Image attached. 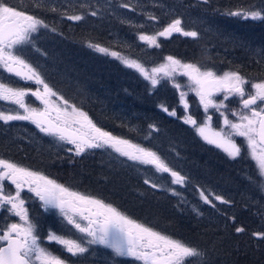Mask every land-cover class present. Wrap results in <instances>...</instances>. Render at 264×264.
<instances>
[{"label": "trees", "instance_id": "trees-1", "mask_svg": "<svg viewBox=\"0 0 264 264\" xmlns=\"http://www.w3.org/2000/svg\"><path fill=\"white\" fill-rule=\"evenodd\" d=\"M160 1L164 2L169 7H173L174 11L172 12H175V14L162 19L161 17L164 13H162L160 7H156L154 12H148L147 14L139 10L141 15H145L149 23L148 25H142V27L145 28L142 30L139 26L136 27L134 25L135 29L129 28L121 22V17L111 15L106 7L99 9L101 4L95 5L92 3V0L87 3H85L84 0H63V2L60 1L61 3L56 4V6L51 5L54 4V2L45 3L41 8L34 7L32 0H28L26 6L21 4L18 8L29 14L38 16L49 25L47 29L40 28L39 31L32 36V41L34 42V39L38 41L43 52L34 49V51L29 54L28 60L37 68L41 77L50 87L60 93L71 104L87 112L98 127L118 137H124L123 135L125 134L135 136L127 139H131L136 143L142 142L140 138L143 134L127 127L125 118L129 112L134 115L141 111L145 112L146 115L141 117L140 120L143 118L142 121H155L158 124L157 127L160 129V133L157 134L154 140L155 148L161 152V158L170 161L171 154L175 155L176 159L172 161L181 162L183 164L180 167L181 172L186 171L188 179L190 180V178H192L196 182L201 178L199 176L201 165H210L212 162L207 161L206 158L202 159L201 156L197 155L201 147L199 148L197 140L192 137L190 131L187 130L186 127L169 115H167L168 117L162 116V109L165 105L169 106L168 109L170 110L178 106L179 93L177 92L178 90L173 87L172 81L167 78H162L160 84L151 89V82L146 80L135 69L128 68L116 57L101 53L89 45H99L108 48L110 51L119 52L131 59L142 58L143 62L141 61V63L149 70L150 68L164 63L165 58L171 55L182 62L197 63L202 67L212 68L213 70L222 66L223 70H220L218 74L223 73V71L227 69H234L240 72L242 71L241 68H245L247 71H253L255 68H253L251 64L255 63L256 72L258 74L261 73L260 76H264V59H260L257 56H255L256 58L254 59L241 57L243 51L240 50L241 48L237 43L239 41L242 43L243 40L244 42H251L254 29L259 30L262 32V35H264V30H262L264 24L253 25L251 27L252 19L246 20L241 16L233 17L228 15L229 11H238L245 7H252L253 5L257 7L259 4H262L264 0H207V2H205V0ZM119 3L120 6H118V8L123 12H125V5H128V3L131 5V10L136 7L133 1L127 3L126 0H120ZM53 8L55 11H52ZM93 12L96 14L92 15ZM188 14H192V19L198 17L204 19L206 21V24L203 25L204 27L209 24L211 25L213 20H215L216 25L214 26L216 27V31L212 32L209 30L206 32L204 30L203 32L201 29H198V31L195 30L201 35V37L198 36L196 39L183 36L181 33H173L168 38L158 37V42L160 43L158 49L150 47L145 41H142V43L140 42L139 35L141 33L144 34L147 32L149 34L150 32H159L164 28L165 20H169L171 23L174 19H180L181 27L185 31H193L194 25L191 23ZM72 15H80L82 19L79 21L69 20L67 17ZM221 16L225 18L224 28H220L217 32L218 27L222 26L218 23V18H221ZM150 17H155V19H150ZM156 19H161L160 27H153ZM248 23H250V25ZM52 29H55V31ZM121 33L124 35H121ZM225 39L229 41L226 43ZM257 44L261 46V50L264 52V37ZM263 52H260V54H263ZM206 53L207 56L205 55ZM26 87L32 88L31 85ZM151 117H155V119L152 120ZM149 125H152V123ZM27 127L29 128V126ZM4 129L5 126L0 125V158L12 159V161L15 162H26L29 159L32 164L24 163L25 167L36 169L37 171L42 169L49 178L69 187L73 191L90 194L96 198L99 197L109 203H114L118 208L122 209L123 205L121 207L120 203L108 200L100 195H95L98 188L103 187L105 181H107L105 177L99 181L100 177H98L100 175V170L106 166H112L114 172L117 173V177H120L121 174L125 176L126 179L138 180L141 186L146 185L145 181L141 179V175L135 171L137 166L132 161H127L123 158L122 164L124 166H122L121 169H116V165L113 161L108 163V152H113L110 149H90V152L82 153L79 155L76 162L71 163V158L74 160L77 159L75 155L73 156L67 153L66 155L68 157L66 159L65 157H62V159L58 158L52 155L53 151L48 148L49 145L46 144L47 142L37 143L30 134L26 135L25 132H16L13 131V129L5 132ZM31 129L35 132L34 127H31ZM22 137H25V139L23 140ZM30 141H33L35 144H30ZM150 145L152 147L151 141L147 142L145 146L149 148ZM21 147L27 148V150H20L19 148ZM194 148H198V151H193ZM63 149L65 152H68L67 147ZM201 150L207 152L206 149ZM30 154L34 156H30ZM27 155L28 159L24 157ZM190 155L194 156L197 161H199L198 168L193 167L188 170L186 160ZM208 156L210 155L208 154ZM215 158L216 157H212L211 159L214 161ZM62 162L64 165L61 164ZM248 169H251L250 165ZM80 170H83L88 176H83L81 183L74 187L73 182L79 179L77 173H79ZM88 179L95 180L97 185H93ZM219 182L220 183L215 182V184H224L220 180ZM115 184H118V182ZM189 185H191V183H189ZM201 185L202 182L199 183V187ZM243 185L244 184L239 188L238 195H240L239 193ZM205 187L210 186L205 185ZM141 191L142 196L147 194L145 189H136L127 197L131 199L136 196V192L140 193ZM231 193L233 194L232 190ZM155 196L169 200L168 205L161 210L159 217H145L144 219L142 218L143 216H141L142 211L139 207L134 205L127 206L130 210V216L149 225L154 230L158 229V231L167 235H176L177 233L171 231L168 226L179 225L182 221L179 219L184 218V216H181V213L179 214L178 210L174 208V202L168 194H162L156 190ZM191 196L196 198L194 194H191ZM123 200L130 203L128 199ZM237 209L238 213L234 210L237 214V216L234 214L235 220L237 219L238 221L237 224L239 223L242 225L240 221L245 219V225H247L249 229L251 226L254 228L257 226L258 214L251 212L250 210L252 209H248V214H250V216H248L244 213L241 214V209L238 207ZM239 214H241V216ZM191 219V227L187 228L186 225H180L187 231H193V233H197L200 227H202V229L205 227V222H198V219L194 217ZM158 220L163 222L161 223ZM211 228L214 230L217 229L214 227ZM210 231L211 234H208L212 235V230ZM223 231L224 232L219 233H225L224 235H227L230 229ZM177 235L183 237L182 234ZM192 236H194V234H192ZM212 237L213 235L210 239H212ZM183 238L190 239V236ZM215 238L217 237L215 236ZM237 240H239L238 245L236 244L235 246L243 257L237 258L235 256L236 253H231L230 256L232 260L228 258V262L231 260L233 264H242L241 262L257 264L255 258L253 259L252 256H248L244 251L246 249L250 254L251 251L254 252V254L258 251L256 244H254V240L249 237H247V239L238 238ZM217 241L216 243H219L218 246L221 247V250L223 247H227L226 237L218 238ZM195 243V247H201L200 249L203 253L205 244L200 243V241H196ZM205 243L209 245L210 242L206 241ZM262 246L264 248V243ZM258 259V262L264 263L263 257H258ZM200 262L201 264H210L206 256L204 260H200Z\"/></svg>", "mask_w": 264, "mask_h": 264}, {"label": "snow or ice", "instance_id": "snow-or-ice-1", "mask_svg": "<svg viewBox=\"0 0 264 264\" xmlns=\"http://www.w3.org/2000/svg\"><path fill=\"white\" fill-rule=\"evenodd\" d=\"M45 3L46 0H32L36 8L43 7ZM228 15L252 20L264 19V9L250 7L229 11ZM67 18L79 21L82 16L72 15ZM48 27L49 25L38 16L10 6L7 0H0V69L42 86V90L40 87L32 90L12 87L0 81V101H9L18 106L16 110L0 111V121H30L41 132L73 145L74 148H69L68 151H74L77 156L87 149L111 148L129 160L152 165L157 172L170 174L172 184L183 185L186 177L170 168L160 155L98 127L87 112L71 104L50 87L37 69L22 58L19 52L24 45L32 42V34L37 33L40 28ZM173 33H181L193 39L199 35L196 31H185L181 27V20L175 19L156 34H141L139 39L150 47L159 48L158 37L168 38ZM89 46L116 57L128 68L135 69L149 80L153 87L159 84L162 78L171 80L173 87L179 91L180 102L185 109L188 108V93H195L203 106L205 119L198 123L188 115L184 122L192 125L207 143L223 150L232 159L239 157L242 151L241 145L237 144L233 137L243 138L248 158L254 162L259 176L264 177V79L252 81L236 70L218 74L212 68L193 62H182L171 55L165 58L164 63L149 70L140 61L119 52L99 45ZM177 76L186 77L187 84L177 82ZM184 88L187 91H184ZM219 94H222L223 98L217 101L214 97ZM29 95L40 101L43 108L27 105L25 97ZM233 97L240 105L238 110L229 109L225 103ZM210 108L219 112L223 118L224 127L219 130L212 127V116L207 115ZM19 109H22L23 113ZM163 110L169 111L167 108ZM13 111L15 114H12ZM229 112L235 120L229 119ZM169 115L175 116L176 113L172 111ZM225 128L228 131H225ZM6 181L15 186L14 194L5 191ZM145 183L149 181L145 180ZM152 187L157 185L152 184ZM24 188L34 193L46 207L58 208L68 225L89 238L86 240L89 245H104L111 248L116 255L133 257L142 264H193L194 258L203 256L195 246L138 223L103 199L73 191L39 171L0 158V208L10 206L8 211L19 218L18 222L0 227V264H67L65 259L41 245L35 225L25 207V200L21 197ZM200 196L206 203H211L203 191ZM215 199L222 200V197L216 196ZM236 231L242 232L243 229L237 228ZM47 240L60 245L72 256L88 251L82 242L83 238L72 239L49 233Z\"/></svg>", "mask_w": 264, "mask_h": 264}, {"label": "rangeland", "instance_id": "rangeland-1", "mask_svg": "<svg viewBox=\"0 0 264 264\" xmlns=\"http://www.w3.org/2000/svg\"><path fill=\"white\" fill-rule=\"evenodd\" d=\"M60 1L63 2V0H46V4L54 2V4H51V5L56 6V4L61 3ZM84 1H85V3H87L90 0H84ZM119 1L120 0H92V3L95 5L101 4L99 9L106 7V9L109 10L111 15L121 17V22L131 29H135L134 26H136V27L139 26V28L142 30V29H145L144 27H142V25H148L149 24L145 18V15H141L139 10H142L143 13L147 14L148 12H152V11L154 12L156 7H160V9L162 10V13H164V15L161 17L162 19L167 18V16L170 17L171 15L175 14V12H172V11H174L173 7H169L168 5H166L164 2H162L160 0H126L127 3L129 1H133L134 5L136 7L131 10L130 9L131 5L128 3L127 7H125V12H123L122 10H120L118 8V6H120ZM252 7H255L256 9H264V2L262 4H259L257 7L255 5H253ZM248 8H250V7H245L244 9H248ZM188 16H190L191 23L194 25L193 31H195V30L198 31V29H201L203 32H204V30L206 32L209 30L212 32L216 31V27L214 26V25H216L215 20H213L211 25L209 24V25H206L204 27L203 25L206 24V21L204 19H202L201 17L192 19V14H188ZM233 17H240V16H233ZM224 19H225L224 16H221V18H218V23H220L222 26L218 27L217 32H218V30H220V28L221 29L224 28V26H223L225 23ZM248 19H251V18H248ZM209 22H211V21H209ZM160 23H161V19H156L154 21L153 27H160ZM169 23H170L169 20H165V23H164L165 25L163 27H166ZM185 23H188V22H185ZM248 24L250 25V23H248ZM261 24H264V19L252 20L251 27L253 25H261ZM262 30H264V28ZM118 33H120V32H118ZM156 33L157 32H150L148 34L147 32H145L144 35H154ZM175 34H179V33H175ZM33 35L34 34H32V36ZM121 35H124V34L121 33ZM198 36L201 37V35H198ZM241 37H243V36H241ZM263 37H264V35H262V32H260L257 29H254L251 42H244L243 39H242L243 40L242 43L240 41L237 42L238 46L241 48V49L240 48L239 49L241 51H243L241 57L254 59V58H256L255 56H257L260 59H264V52H263V50H261V46L259 44H257L263 39ZM225 41L227 43V41H229V40L225 39ZM230 41H232V40H230ZM140 42L142 43L141 40H140ZM153 48L158 49L156 47H153ZM34 49H37L38 51L43 52V49H41L39 42L36 41L35 39H34V42L32 41L31 43L24 45L19 52V54L22 56V58H24L31 65H32V63L28 60V56L31 52L34 51ZM260 52H263V54H260ZM205 55L207 56V53ZM134 59H136L140 62L141 61L143 62L142 58H139V59L134 58ZM251 66L256 69L255 63L251 64ZM34 68H36V67H34ZM255 69L253 71L252 70L247 71L245 68H241L242 71H240V73L252 81L264 79V76H260L261 73L259 72L260 74H258ZM150 70H151V68H150ZM216 70H218L217 73H219V71L223 70V68H222V66H220ZM227 70H229V69H227ZM227 70H224V71H227ZM231 70H234V69H231ZM220 74H222V73H220ZM176 80H177V82L181 83L182 85L187 84V78L186 77L177 76ZM0 81H3L4 83H8L12 87L27 88L26 86L31 85L32 88H30V89H32V90H35L37 87H40L42 90V86L36 85L33 81L23 80L20 77H16L14 74L7 73L3 69H0ZM160 81H162V80H160ZM159 84H157V85H159ZM151 86H152V84H151ZM246 87H248V86H246ZM153 88H155V87L152 86L151 89H153ZM183 90L187 91L186 88H184ZM177 92L179 93V91H177ZM178 98H179L178 106L175 109L170 110V109H168L169 106L165 105L163 107V109L167 108L169 111L165 112L162 109V116L163 117L167 116V115H169V112L175 111V113H176L175 116H172V115H169V116L173 117L174 119H177L184 127H186L187 130L190 131L192 137L195 140H197V142H198L197 145H199V148L201 147V149L207 150V152H205L204 150L200 149V152H199L197 150L198 148L193 149V151H196V150L198 151L199 154H197V155L201 156L202 159L206 158L207 161L212 162V163H210V165L209 164L201 165V167L199 169V171H200L199 176L201 178L199 179V181L195 182L192 178H190V180H189L187 175H186L187 174L186 171L181 172L180 167L183 164L181 162H173L172 160L176 159V156L173 154H171L170 161L168 159H166L165 162L174 171H178L181 175L186 177L185 183L183 185L172 184L170 174L159 173L155 170V168L152 165H144V164H140L139 162L129 160L127 157L121 156L119 153L115 152L113 149L108 148V147H104L105 149H110L113 151V152H108V155H109L108 156V163L113 161V163H115V165H116V169H121L122 166H124L122 164L123 158H125L127 161H132L134 164H136L137 169L135 171L141 175V177H142L141 179L143 181L148 180L151 185H149V183H147V184L145 183L146 185L141 186V184L138 182V180L126 179V177L121 175V174H120V177H117L116 176L117 173L114 172L112 166H109V167L106 166V167H103L102 169L100 168L101 169L100 175L98 177H100L99 181H100V179L102 180L103 177H105L107 179V181H105V185L103 187L98 188L95 195H100V196H102L108 200L116 201V202L121 204V207H122V205L123 206H133V205L137 206L142 211V215H141V216H143L142 218L145 219V217H156V216L159 217V214H160L161 210H163V207H166L169 203V200H167L166 198L155 196V191L158 190L162 194H168L169 197L174 202L173 203L174 208H176L178 210L179 214L181 213V216H184V218L179 219V220H182L179 223V225L183 224V225H186L187 228L191 227V223H192L191 218L192 217L198 219V222H200V221L205 222L204 223L205 227H203V229H202V227H200V229H198L199 231L197 233H193V231L190 232L191 230L187 231L182 225H180V226L179 225H175V226L169 225L168 226V228H170V230L173 231L174 233H177L179 235L182 234L183 237L190 236V239H185L183 237H179L177 234H176L177 236L173 235V234H169V236H171L173 238L180 239V240L188 243L191 246H195L194 244H196L195 243L196 241H200V243L205 244L204 249H203V256L199 259L194 258L193 259L194 264H201L200 260H204L205 256L207 257L210 264H233L231 262V260H232L231 256H230L231 253H236L235 256L237 258L243 257V256H241V252H239L237 250V247L235 246L236 244L238 245L239 240H237V239L238 238L247 239V237L254 240V244H256L258 251L255 254H254V252L251 251V254H250L249 251H247L245 249L244 250L245 254H247L248 256H252L253 259L255 258L257 264H264V263L258 262L259 261L258 257L264 258V248L262 246V244L264 243V177L259 176L258 171H257L256 167L254 166V162L248 158L246 148L244 147V144H243V138L233 137L236 140L237 144L241 145V148H242L241 153L242 152L243 153L239 157L232 159L223 150L217 148L215 145L207 143L202 137H200L197 134V132L195 131V128L192 125L184 122L185 118L188 115H191L194 119H196L198 121V123L202 122L205 119L206 114L204 112L203 106L200 105L199 98L195 95V93H192V92L188 93V95L186 97V100L188 102V108L187 109H185L184 105L180 102V95ZM222 98H223L222 94H219V95L214 97V99H216L217 101H220ZM53 99H55V98H53ZM25 103L27 105H29L30 107H36V108H40V109L43 108V105L40 103V101L36 100V98L31 96V95L25 97ZM225 103L228 104V107L231 110H238L240 107V105L236 101V98H234V97L230 98L228 101H225ZM17 107H18L17 105L12 104L9 101H0V111L8 112L9 110H16ZM19 111L21 113H23L22 109H19ZM128 111H130V110H128ZM222 111H225V110L222 109ZM12 114H15V112L13 111ZM145 115H146L145 112L141 111L140 113H137L136 115L129 112V114L126 116V118H125L126 126L129 128H132L131 130H133V131H139V133L143 134L140 138L142 142L136 143L135 141H132L131 139H130V141L132 143L139 144L141 147H144V148H147L150 150L152 149L151 151H154L158 155L161 156V152L155 148V140H154V139H156L157 134L160 133V129L157 127L158 124L155 121H153V122H149V120L142 121L143 118L140 120V118L145 116ZM207 115L212 116V122L211 123H212V127L214 129L219 130L220 128L224 127L223 118L220 117L219 112H217L215 109L210 108L208 110ZM228 115H229V119H233V120L236 119L235 117L231 116L230 112L228 113ZM151 118H152V120L155 119V117H151ZM19 121H21V122H19ZM19 121H15V123H14V121H12V122L8 121L10 123L0 121V125L5 126V129H4L5 132H8V131L13 129V131H16V132H21V133L25 132L26 135L30 134L31 137L37 141V143L38 142H41V143L47 142L46 144L49 145L48 148L53 151L52 155H54L58 158L62 159V157H65V159H66L68 157L66 155L67 153L70 155H73V156L75 155L74 151L73 152H69V151L65 152L63 149L64 147H67L69 149V148L73 147V145L67 144L64 141H60L57 137L47 135V134L41 132L40 130H35V132H33L27 126L36 127V125L31 123L30 121L29 122H27V121L25 122L22 120H19ZM150 123H152V125H149ZM225 131H228V129L225 128ZM123 136L124 137H121L123 139L135 137V136H131V135L129 136L126 134ZM22 139L24 140L25 137H22ZM150 141L152 142V147L150 145V147L148 148L145 145L147 144V142H150ZM30 144H35V143L33 141H30ZM38 146H41V145H38ZM20 149H22L23 151L27 150V148H24V147H21ZM85 152H87V153L90 152V149H87ZM178 154H179V152H178ZM208 154L210 156H208ZM30 156H34V155L30 154ZM75 156L77 158L76 160H74L73 158L70 157L71 163H74L78 160L79 156H77V155H75ZM212 157H216L214 159V161L211 159ZM25 158L28 159V155L25 156ZM186 162H187L188 170L190 168L199 166V161H197V159L192 155L187 157ZM15 163H17L21 166H23L24 163L32 164L29 159L26 162H22L23 164L19 163L18 161H16ZM61 164L64 165L63 162ZM249 165H250L251 169H248ZM30 169L37 171L36 169H32V168H30ZM191 171H194V170H191ZM39 172L42 173V169H40ZM77 172H79V171H77ZM77 174H78L79 179H77V180H75V182H73L74 187L78 186L81 183V179H83L82 178L83 176L84 177L88 176L87 173H85L83 170H80V172ZM46 176H48V175L46 174ZM136 178H137V176H136ZM219 180L222 181L224 184H222V185L215 184V182L220 183ZM88 181L91 182L95 186L97 185L95 180L88 179ZM116 182H118V184H115ZM201 182H202V185L199 187V183H201ZM57 183H59V182H57ZM189 183H191V185H189ZM152 184H156L158 188L157 187L153 188ZM242 184H244L243 188L239 193L240 195H238L237 194L238 190ZM205 185H209L210 187H205ZM136 189H140V190L145 189L147 191V194L142 196L141 195L142 191L140 193L136 192V196L129 199L127 196L131 195L133 193V191H135ZM231 190L233 191V194L231 193ZM202 191L205 193V195H207L209 197V200L211 201V203H206L201 198L200 193ZM30 194H31V192H30ZM191 194H194L196 196V198L191 196ZM24 196H25L24 193H22L21 197L23 198ZM216 196L222 197V200L215 199ZM248 196H249V198H248ZM122 198L128 199L130 201L131 205L128 201L123 200ZM99 199H101V198H99ZM25 207H26V205H25ZM237 207L239 209H241V212H240L241 214L244 213V214H247L248 216H250V214H248V211L250 209H252V210H250L251 212L258 214V216H259L258 224H257V226H255V228L253 226H251V228L249 229L247 227V225H245V223H246L245 219L243 221H240L242 223V225L239 223L237 224L238 221H237V219L235 220V216H237L236 213H238ZM47 208L50 210L51 213H56L55 215L51 216V214L48 212L49 216H50L49 217V223L51 225L55 224L54 227H60L61 226L60 223L63 221L64 225L67 228H69V231L74 233L73 227L71 225L67 224L66 220L64 219L63 215H61L58 208H51V207H47ZM127 210L129 213L128 214L129 217L133 218L130 216V210L129 209H127ZM234 210L236 213L234 212ZM234 214H236V215L234 216ZM241 214H239V215L241 216ZM1 215L5 219L3 222L0 220V227H5L7 224L15 222L13 219H10V215H8V214L7 215L1 214ZM253 216H255V215H253ZM158 221L161 223L163 222L161 220H158ZM54 227H52V229H50L51 232H54V230H53ZM211 227H214L217 229L214 230ZM237 228H242L243 231L237 232L236 231ZM227 229H230V232L227 235H224L225 233L220 234L221 232H224L223 230H227ZM231 229H233L234 232ZM210 230H212V235H213L212 239H210L212 235H209V234H211ZM215 231H217V232H215ZM56 232H58V231H56ZM189 234H191V235H189ZM192 234H194V236H192ZM255 234H261V235L258 236ZM47 235L48 234L44 235L43 242L46 245V246L43 245L44 247L48 248L50 251L59 255L63 259L72 257V255L67 253L65 250H63V248L60 245L56 244L55 242H49L47 240ZM73 235L74 234H71L69 236H71V238L73 239ZM215 236L217 238H215ZM221 237H224V238L226 237V241H227V247H223L222 250H221V247L218 246L219 243H216V242H218L217 241L218 238H221ZM204 241L205 242L209 241L210 242L209 245H207ZM200 248L201 247L198 246V249L201 251ZM228 258L231 259L229 261L230 263L228 262ZM241 263H243V262H241ZM118 264H121V262H119ZM123 264H130V263L125 261Z\"/></svg>", "mask_w": 264, "mask_h": 264}, {"label": "flooded vegetation", "instance_id": "flooded-vegetation-1", "mask_svg": "<svg viewBox=\"0 0 264 264\" xmlns=\"http://www.w3.org/2000/svg\"><path fill=\"white\" fill-rule=\"evenodd\" d=\"M27 1L28 0H7V3L10 6H14V7L18 8L21 4L23 6H26ZM18 10H19V8H18ZM15 121H19V120H15ZM20 150H22V149H20ZM7 160L12 162V159H7ZM18 162L22 163L21 161H18ZM42 173L45 174L43 170H42ZM5 191L6 192L11 191L14 194L15 193V186L10 185L9 182L6 181L5 182ZM22 193H24V195H25L23 198H24L25 203H26L25 205L28 209L29 218H30L31 222L35 225L36 234L39 235V237H40L41 245L46 246L45 243L43 242L44 235L49 234L51 232L50 229H52V227H54V225H55V224L51 225L49 223V217H50L49 213L51 214V216L55 215L56 213H51L50 210L43 204V202L40 201L39 198L34 195V193L30 194V192H28L27 188H24L23 191L21 192V194ZM9 207L10 206L6 205L3 208H0V213L4 214V215H7V214L10 215V219H13L15 222H17L19 220V218L16 217L15 215H12V213L8 211ZM118 209L121 210L122 212H124L126 215L129 214L128 210H127L128 209L127 206H123L122 209H120V208H118ZM1 214H0V220L3 222L5 218ZM137 222L143 223V222H139V221H137ZM60 225H61L60 227H54V229H53L54 232H51V233H55L57 235H63L66 238H71V236H69V235L74 234L73 239L83 238L82 242H84L85 247L88 248V251L83 253V254H80L77 256H72L73 258L72 257L66 258L65 260L68 264H118L119 262H121V264H123L125 261L129 262L130 264H142L141 261H137L133 257L118 256L115 254V252L111 248L105 247L104 245H99V244L89 245L86 243V240L89 238L85 237V235L79 233L74 228H73L74 230L72 229L74 231V233H72L71 231H69V228H67L64 225L63 221L60 223ZM145 225H147V224H145ZM147 226H149V225H147ZM56 231H58V232H56ZM156 231H158V229ZM242 264H248V263L243 262Z\"/></svg>", "mask_w": 264, "mask_h": 264}]
</instances>
